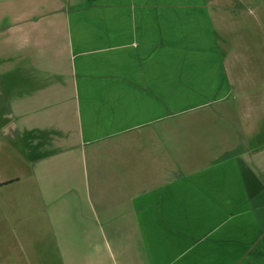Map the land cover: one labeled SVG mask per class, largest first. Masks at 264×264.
<instances>
[{"label":"crops","instance_id":"0c3cea01","mask_svg":"<svg viewBox=\"0 0 264 264\" xmlns=\"http://www.w3.org/2000/svg\"><path fill=\"white\" fill-rule=\"evenodd\" d=\"M20 1L0 8V189L75 197L37 264H264L263 6Z\"/></svg>","mask_w":264,"mask_h":264},{"label":"rangeland","instance_id":"374dc122","mask_svg":"<svg viewBox=\"0 0 264 264\" xmlns=\"http://www.w3.org/2000/svg\"><path fill=\"white\" fill-rule=\"evenodd\" d=\"M44 1L50 0H43V2ZM248 1L254 4L252 8L255 11L261 12V6H263L264 9V0ZM37 2L38 0L36 3L34 0H31L29 4H33L34 6ZM18 3H21V1L18 2V0H15L12 2L11 0H0V8H8ZM252 16L253 17L249 16V19L253 21L256 15L252 13ZM246 19L249 20L248 18ZM4 153L5 152L1 149V168L4 167ZM7 164L8 162H6V167ZM49 176L50 175H46L45 177L39 176L38 178L41 179V182L39 181L40 184L53 183L57 185L52 178H48ZM5 177H7V174L1 175L0 173V179H4ZM57 179L59 180L58 177ZM32 183H34L33 179L22 178L18 183L19 185H15L18 186L16 195H12L10 190L0 189V215H8L13 220V222H0V264H31L30 256L37 264L40 261H38L37 254L41 252L44 253V258L50 261L53 252L56 251V246L58 244L57 238L60 240L59 234H72V227L74 225V208L72 207L75 199L74 195L68 194L67 198L63 199L62 203V199H60L59 203L62 208L60 207L61 209L56 211L55 207L51 206V201L47 200L48 202H46L44 200L43 191H39L38 193L31 190L30 185ZM26 185H28V189ZM58 196H56V199H58ZM59 203L57 202L58 207ZM53 213L56 214L57 218ZM8 226H11V229L14 227V231L9 230ZM38 246L40 247L38 248ZM20 252H23L25 256L20 254ZM31 253L37 254L34 255ZM57 259V264H60V257Z\"/></svg>","mask_w":264,"mask_h":264}]
</instances>
